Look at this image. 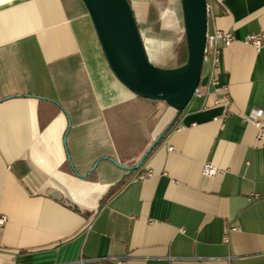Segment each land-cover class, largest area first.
<instances>
[{"label":"crops","instance_id":"obj_1","mask_svg":"<svg viewBox=\"0 0 264 264\" xmlns=\"http://www.w3.org/2000/svg\"><path fill=\"white\" fill-rule=\"evenodd\" d=\"M153 2L131 1L137 24L153 3L151 20L181 37L173 2ZM207 7L208 32L234 39L129 170L112 159L133 166L175 110L117 80L81 0H0V264H264V131L247 120L264 118V38L246 42L264 0ZM143 41L153 64L176 66L173 41Z\"/></svg>","mask_w":264,"mask_h":264},{"label":"water","instance_id":"obj_2","mask_svg":"<svg viewBox=\"0 0 264 264\" xmlns=\"http://www.w3.org/2000/svg\"><path fill=\"white\" fill-rule=\"evenodd\" d=\"M82 2L106 63L117 80L136 96L163 101L175 110L174 117L156 135L133 166H122L112 159L120 167L135 170L174 126L199 88L208 34L207 0H180L187 58L183 64L173 67L158 66L149 60L129 0Z\"/></svg>","mask_w":264,"mask_h":264},{"label":"built area","instance_id":"obj_3","mask_svg":"<svg viewBox=\"0 0 264 264\" xmlns=\"http://www.w3.org/2000/svg\"><path fill=\"white\" fill-rule=\"evenodd\" d=\"M264 38V29L260 30L257 33L250 34L246 37V42L252 44L256 48L261 46L262 40ZM234 39L233 32L231 30H220L215 28L213 32H208L206 45H205V57H208L212 67L214 68L218 64V56L222 46L228 45ZM213 84H216V81L213 80ZM196 94H199V90H196ZM248 121L254 123L260 130L264 131V118L258 116L253 118H248ZM202 174L212 175L217 172V168L210 162H205L202 165ZM152 170L147 169L144 173L137 174L138 178H144L145 176L152 175ZM5 216L0 215V226L5 223ZM231 229H235L232 227ZM224 240H227V237L224 236ZM77 264H125V258L117 256H107L104 258H91V259H79Z\"/></svg>","mask_w":264,"mask_h":264},{"label":"rangeland","instance_id":"obj_4","mask_svg":"<svg viewBox=\"0 0 264 264\" xmlns=\"http://www.w3.org/2000/svg\"><path fill=\"white\" fill-rule=\"evenodd\" d=\"M131 1L142 3L143 1H146V0H130V2ZM170 1L173 2V4L171 5L173 7L172 9L175 12L176 17H177V19L179 21L180 28L183 31V24H182L180 15H179V11L176 8L177 7V0H170ZM152 2H153V0H152ZM153 3H150L149 10L151 8L154 11V15H156V13H158V10H157L156 6L154 5L155 3L154 4ZM160 4L162 5L159 8L161 10V8L164 5H166V0H160ZM151 21H153V20H151ZM150 24H151L150 23V18H149V20L147 22H145V23L140 22L138 24L140 26V29H141L142 37L144 36L145 38L173 41L174 42L173 59L175 60V50L178 47V45L180 43H182V41L184 40V32L182 33V36L180 37L179 34H175L173 31L162 29L160 24L158 26V31L156 32V31L152 30L153 29L152 28V24L151 25ZM177 37H180V40H178ZM159 113L162 114V112L160 110H159ZM153 137H154V133L153 132H151L149 135H147V138L150 139V140L155 138V137L154 138Z\"/></svg>","mask_w":264,"mask_h":264},{"label":"trees","instance_id":"obj_5","mask_svg":"<svg viewBox=\"0 0 264 264\" xmlns=\"http://www.w3.org/2000/svg\"><path fill=\"white\" fill-rule=\"evenodd\" d=\"M82 1V0H81ZM130 1V0H129ZM175 7V6H174ZM177 10L179 11V15H180V18H181V21H182V11H181V5H180V0H177ZM149 16H150V23L152 24V30H154V31H158V26H159V22L157 21V20H154V21H152L151 22V18L153 19V18H155V15H154V11L150 8V10H149ZM150 24V25H151ZM138 29H139V31H140V33H141V29H140V26L138 25ZM159 34V33H158ZM141 35H142V33H141ZM186 58H187V49H186V43H185V40H183L182 41V43H180L179 45H178V47L176 48V50H175V61H176V66H179V65H181V64H183L185 61H186ZM138 98H140V99H143V100H148V101H155V102H157L158 100H150V99H145V98H141V97H138ZM180 117V116H179ZM178 117V118H179ZM178 120V119H177ZM176 120V121H177ZM166 135V134H165ZM164 135V136H165ZM163 136V137H164ZM162 137V138H163ZM161 138V139H162ZM160 139V140H161ZM159 140V141H160ZM159 141L157 142V143H159ZM153 150V149H152ZM151 150V151H152ZM150 154V153H149ZM138 161V160H137ZM136 161V162H137ZM135 162V163H136ZM134 163V164H135ZM111 193V192H110Z\"/></svg>","mask_w":264,"mask_h":264}]
</instances>
